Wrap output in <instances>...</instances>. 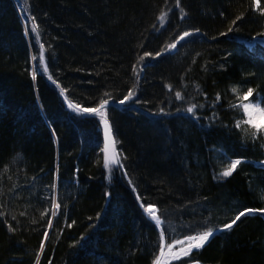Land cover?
Returning <instances> with one entry per match:
<instances>
[{
  "label": "trees",
  "instance_id": "16d2710c",
  "mask_svg": "<svg viewBox=\"0 0 264 264\" xmlns=\"http://www.w3.org/2000/svg\"><path fill=\"white\" fill-rule=\"evenodd\" d=\"M18 1L27 31L0 0V264H154L159 231L141 203L187 234L264 208V138L234 107L249 88L264 97V47L247 46L264 37L253 0ZM130 90L139 102L119 105ZM102 99L123 164L110 173L99 119L67 105ZM263 214L179 264H264Z\"/></svg>",
  "mask_w": 264,
  "mask_h": 264
},
{
  "label": "snow or ice",
  "instance_id": "6c2138e0",
  "mask_svg": "<svg viewBox=\"0 0 264 264\" xmlns=\"http://www.w3.org/2000/svg\"><path fill=\"white\" fill-rule=\"evenodd\" d=\"M254 7L261 12V14H264V8L260 7V0H253ZM242 19L241 16H237L233 21L232 25L228 28L227 32L221 33L220 35H227L229 32H233L236 30L237 27V21ZM31 31L36 32L37 31V25L35 22V19L32 18L31 20ZM199 33V30H195L194 32H184L180 36V40H185V38H188L190 36L196 35ZM260 35L264 36V33H261ZM39 37H37L38 39ZM170 48H175L176 44H172L169 46ZM151 53H145V56H151ZM157 56L160 55V53L156 54ZM33 59H36L33 57ZM143 59V57H141ZM40 63H44V50L43 46L41 45L40 49V57H39ZM135 70V69H134ZM44 72L48 71V68L45 67L43 69ZM35 74L33 75V79H35ZM49 79L51 80L52 77L50 76ZM55 83V81H53ZM233 92L236 91V89H232ZM61 95H64V89H60ZM254 94V90L249 88L247 89L246 93L239 97V103L234 105L239 110H242V113L246 119L243 120V123L245 125H248L251 127V137L253 140H256L258 137L264 138V123H260L259 121L264 120V107L261 105L264 104V97H261L259 93L256 94V98L253 101L249 100V97H252ZM107 95V94H106ZM176 98L182 99L181 93L176 92ZM67 100V97H65ZM138 99L135 97L133 91H129L126 96L123 97V99L118 101L119 105H127L131 103H138ZM109 106V99H102L97 107L94 108H87V107H81L79 104H75L68 100V107L72 109L74 112H76L78 115H84L88 114L91 115L93 118L99 117L100 121L104 125V132H105V148H104V167L108 169L109 171H113L115 168H123L122 161L120 157L117 155L116 149L114 147L115 140L112 136L111 132V126L109 123V119L106 112V107ZM197 106L193 104L192 106L187 108L188 113H193L194 109ZM237 127H240V123H237ZM247 132V129H245ZM243 161L241 159H233L229 161L228 167L223 170L219 177L216 178H222V177H229L232 175V173L237 169L239 165H241ZM137 199L140 200V197L137 196ZM141 208L146 215V218L150 219L152 222H154L155 226L160 229L159 231V241H158V248H159V256L154 261V264H170L173 260H180L183 257H189L193 254V252H199L201 249H203L212 238H214L217 231H228L233 228L234 225H236L237 221H240L241 217H244L245 215H251L256 212L264 213V208L261 209H245L244 211L239 212L238 215L235 216L234 219L231 220V222L226 223L223 225L220 229H214L213 227H206L203 230H195L191 232L190 234L183 235L182 238H176L172 235H169L167 233V230L164 228V221L160 218V216L157 214V209L154 205L148 204L145 206L144 203H141ZM55 208H59V204L54 205ZM53 216L56 215L55 212L52 213ZM49 227L52 226L51 219L48 221ZM175 231V230H173ZM48 233L45 232L44 236L45 239L47 238ZM85 237H81V240H84ZM167 241V243H165ZM185 264H187V261H185ZM198 264V262H196Z\"/></svg>",
  "mask_w": 264,
  "mask_h": 264
},
{
  "label": "rangeland",
  "instance_id": "374dc122",
  "mask_svg": "<svg viewBox=\"0 0 264 264\" xmlns=\"http://www.w3.org/2000/svg\"><path fill=\"white\" fill-rule=\"evenodd\" d=\"M17 2H18V4H19V10H20V14L22 15V16H24L23 18H25V20H23L22 19V16H20L21 17V22H22V24H23V26H24V28L25 29H27V26H28V22H27V20H26V16L24 15V12H25V9H24V7L19 3V1L17 0ZM26 24H27V26H26ZM189 38V37H188ZM188 38H185V40H187ZM185 40H182V42L183 41H185ZM255 41V40H254ZM261 42H263L264 43V39H261L259 42L258 41H255L253 44H260ZM177 48L175 47V48H171L170 49V51H175ZM169 52V51H168ZM67 105H68V103H67ZM69 108V107H68ZM70 109V108H69ZM70 111L71 112H73L74 114H76V115H78L76 112H74L72 109H70ZM85 115H87V116H89L88 114H84V116ZM91 116V115H90ZM244 116V115H243ZM96 118H99V117H96ZM244 119H246V117H244ZM260 123H264V120H261V121H259ZM248 126V125H247ZM250 127V126H249ZM251 128V127H250ZM57 209V208H56ZM157 214L159 215V213H158V211H157ZM146 216V215H145ZM160 216V215H159ZM56 217V216H55ZM161 218V217H160ZM148 219V218H147ZM149 221H150V223H152L154 226H155V224H154V222H152L150 219H148ZM164 221V220H163ZM156 227V226H155ZM157 228V227H156ZM164 228L167 230V233L169 234V235H172V236H174V237H176V238H180L181 236H183V235H185V234H187L188 232H183V231H186L187 229L185 228V227H180V229L181 230H179L177 227H174V225H171V224H167L166 223V221H164ZM157 230L158 231H160V229H158L157 228ZM173 230H175V231H173ZM190 234V233H189ZM165 243H167V241H165ZM186 258H188V257H184V258H182V259H180V260H173V261H171L170 262V264H179V263H181L182 261H184Z\"/></svg>",
  "mask_w": 264,
  "mask_h": 264
},
{
  "label": "water",
  "instance_id": "95a60500",
  "mask_svg": "<svg viewBox=\"0 0 264 264\" xmlns=\"http://www.w3.org/2000/svg\"><path fill=\"white\" fill-rule=\"evenodd\" d=\"M99 123H100V129H101V132H102V138H103V169L106 171V172H112V171H109L108 169H106L104 167V156H105V153H104V148H105V132H104V125L103 123L99 120ZM110 123V122H109ZM110 126H111V132H112V136L115 140V149H116V152H117V155L119 156V152H118V147H117V143H116V139H115V135H114V131H113V128H112V125L110 123ZM120 157V156H119ZM120 170V168H115L114 167V170L113 171H118Z\"/></svg>",
  "mask_w": 264,
  "mask_h": 264
},
{
  "label": "bare ground",
  "instance_id": "6f19581e",
  "mask_svg": "<svg viewBox=\"0 0 264 264\" xmlns=\"http://www.w3.org/2000/svg\"><path fill=\"white\" fill-rule=\"evenodd\" d=\"M26 26H27V24H26ZM182 41L181 40H178V42L176 43V45L177 44H180ZM99 119V118H98ZM184 258V257H183Z\"/></svg>",
  "mask_w": 264,
  "mask_h": 264
}]
</instances>
